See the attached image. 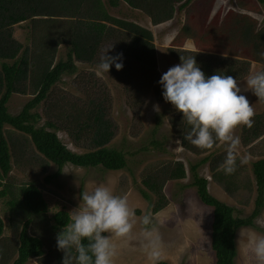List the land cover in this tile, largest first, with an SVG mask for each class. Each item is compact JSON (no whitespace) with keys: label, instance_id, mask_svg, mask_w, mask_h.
<instances>
[{"label":"rangeland","instance_id":"rangeland-1","mask_svg":"<svg viewBox=\"0 0 264 264\" xmlns=\"http://www.w3.org/2000/svg\"><path fill=\"white\" fill-rule=\"evenodd\" d=\"M100 1L110 18L133 22L151 33L155 70L170 90L179 85L185 74L182 65L170 56V50L244 60L249 64L248 72L240 81L220 83L211 112L196 109L189 114L218 127L216 146L204 154L193 155L180 146L170 128L175 109L164 100H157L154 91L145 84L135 86L136 78L130 73L116 41L91 43L93 24L74 22L76 28L70 37L75 43L76 73L64 74L53 86L48 101L33 111L40 117L36 126H41L55 112L52 108L62 98L69 105L65 108L66 114L84 109L87 99L100 102L113 132L105 148L121 152L126 167L106 171L101 167L81 169L65 165L55 179L46 181L56 172V166L35 151L28 136L5 126L3 136L9 146L11 170L0 184V219L4 224L0 246L12 253L20 231L19 219L11 220L7 202L20 199L23 188L32 184L46 203L47 220L58 212H66L77 228L92 223L104 229L105 236L98 239L102 246L98 264H155L158 261L214 264L210 248L212 208L203 205L195 188L189 186L192 182L189 168L209 154L210 159L227 157L225 168L218 173L222 181L213 178L208 163L198 167L197 175L207 180V191L213 198L233 209L234 217L247 218L251 214L256 198L251 164L264 158V136L243 146L241 127L264 111V105L253 91L255 77L264 65L254 61L261 52L257 55L253 46L243 43L241 29L252 25L255 31L264 29V4L255 0H193L179 10L183 1H174L170 20L154 26L143 11L121 2L116 8H108L107 0ZM61 20L58 25L51 23L55 35L50 30L46 35L44 23L28 21L13 26L12 39L21 53L25 51L28 56V66L14 80L7 104L11 116L17 115L37 91L40 77L35 73V62L43 42L47 46L60 42L53 64L66 60L67 45L62 43L65 37L60 35L63 33L60 30H66L65 25L73 19ZM103 26L117 29L111 23ZM105 58L111 60L112 70H108ZM2 89L0 72V95ZM66 124L65 120L63 125ZM72 128L75 134L78 127ZM84 131L78 140L63 130L56 134L67 150L83 154L92 150L91 135ZM176 163L183 166L185 178L164 184L161 194L166 206L153 213L152 208L159 200L144 181L167 167L174 168ZM141 192L148 194L150 200L143 199ZM253 225L236 232L234 264H264V206ZM66 229L71 231V226ZM39 232L29 228L31 235ZM26 264L40 262L32 259Z\"/></svg>","mask_w":264,"mask_h":264},{"label":"trees","instance_id":"trees-1","mask_svg":"<svg viewBox=\"0 0 264 264\" xmlns=\"http://www.w3.org/2000/svg\"><path fill=\"white\" fill-rule=\"evenodd\" d=\"M174 1H183L178 8L181 10L193 0H107V7L116 8L120 2L124 3L131 9L143 11L155 26L170 20ZM255 1L260 5L264 4V0ZM102 5L100 0H0V72L3 87L0 95V184L11 170L9 146L3 136L5 126L28 136L35 151L56 166V172L46 178V181L55 179L65 165L81 169L101 167L106 171H120L126 167L121 152L105 148L111 141L113 132L100 102L95 103L92 99H87L84 109H75L73 114H68L69 112L66 114L65 108L69 105L66 101L64 104L62 98L59 104L53 106L55 112L50 114L41 126H36L40 117L33 111L48 101L53 86L60 82L64 74L76 73L73 61L75 43L70 37L76 28V24L73 26L76 21L78 25L89 22L93 24L91 26L93 39L89 41L91 43L115 40L116 45L121 48L130 73L136 78L135 86L145 84L154 91L157 100H164L175 109L169 121L170 128L184 150L193 155H201L216 146L217 125L189 114L196 109L211 112L217 102L220 83L242 80L248 72V62L170 50V56L182 65L185 72L179 85L170 90L155 70L151 33L133 22L110 18ZM61 19H73V22L65 25L66 30H60L63 32L60 35L65 37L62 43L67 45L66 60L53 64V57L60 42L48 46L43 42L44 46L37 54L36 62L33 61L37 67L35 73L40 77L37 91L17 115L11 116L7 112V104L13 92L14 80L18 79L20 71L28 66V56L25 51L21 53V48L12 39L13 26L28 21L33 24L44 23L45 33L50 30L55 35L56 31L52 30L51 23L58 25V21H63ZM108 23L117 29L103 26ZM241 31L243 43L253 46L257 55L261 52L254 61L264 65V29L255 31L252 25L242 27ZM105 59L108 61V64L105 63L108 70H112L111 60ZM253 91L264 105V69L255 77ZM65 120L67 124L63 125ZM73 126L78 127L75 134H72L75 129ZM58 130H63L71 137L75 135L76 140L85 130V133L91 135L92 150L83 154L70 152L59 141L56 134ZM262 136L264 111L242 125L241 144L248 146ZM152 145L156 146L154 143ZM210 155L190 166L192 182L189 186L195 188L196 195L203 205L212 208L210 248L214 255V264H234L237 255L235 247L237 230L253 228V221L260 215L264 206V158L251 164V174L256 187L254 209L247 218H237L233 216L234 211L231 207L208 193L207 180L197 175L198 167L208 163L213 178L222 181L218 173L225 168L228 158L218 156L210 159ZM184 178L183 166L176 163L174 168L167 167L144 181L145 186L153 191L159 200L152 208L153 213L166 206L161 194L164 184ZM141 196L146 201L150 200L148 194L144 192H141ZM7 206L11 220L19 219L20 231L12 253L4 251L0 246V264H26L32 259L38 260L40 264H98L102 253L98 239L105 236L101 226L89 223L77 228L66 212H58L47 220L46 203L41 192L32 184L23 188L20 199L12 198L7 202ZM40 224L41 226L37 228L36 225ZM68 226H71V231L66 229ZM32 227L39 229L40 232L31 235L29 228ZM3 231L4 224L0 219V239ZM155 264L167 263L158 261Z\"/></svg>","mask_w":264,"mask_h":264},{"label":"crops","instance_id":"crops-1","mask_svg":"<svg viewBox=\"0 0 264 264\" xmlns=\"http://www.w3.org/2000/svg\"><path fill=\"white\" fill-rule=\"evenodd\" d=\"M135 24V23H134ZM137 25V24H136ZM139 26V25H138ZM141 27V26H140ZM153 27V26H152ZM141 28H143V27H141ZM143 29H146V28H143Z\"/></svg>","mask_w":264,"mask_h":264}]
</instances>
